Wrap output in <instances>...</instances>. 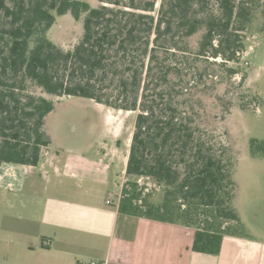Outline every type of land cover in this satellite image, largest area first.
Returning a JSON list of instances; mask_svg holds the SVG:
<instances>
[{
	"label": "trees",
	"instance_id": "obj_1",
	"mask_svg": "<svg viewBox=\"0 0 264 264\" xmlns=\"http://www.w3.org/2000/svg\"><path fill=\"white\" fill-rule=\"evenodd\" d=\"M95 1L0 0V166L40 163L55 97L135 111L120 211L193 227V250L217 254L241 222L235 160L216 125L231 90L219 86L238 72L230 63L262 0ZM66 15L82 20L70 49L49 37ZM249 149L264 158V140ZM140 177L164 188L160 203L143 199Z\"/></svg>",
	"mask_w": 264,
	"mask_h": 264
},
{
	"label": "crops",
	"instance_id": "obj_2",
	"mask_svg": "<svg viewBox=\"0 0 264 264\" xmlns=\"http://www.w3.org/2000/svg\"><path fill=\"white\" fill-rule=\"evenodd\" d=\"M50 135L53 142L37 166H0V189L27 187L36 194L20 202V213L8 223L0 216V264H78L87 259L108 264H264V233L225 235L219 253H203L193 250L195 228L121 212V200L114 197L107 203L116 187L88 180L84 174L95 171L88 159L74 165L63 161L58 149H69L56 146ZM84 141L86 148L89 141ZM128 156L129 150L125 173ZM6 203V211L16 207L11 200ZM46 240L50 243L44 245Z\"/></svg>",
	"mask_w": 264,
	"mask_h": 264
},
{
	"label": "rangeland",
	"instance_id": "obj_3",
	"mask_svg": "<svg viewBox=\"0 0 264 264\" xmlns=\"http://www.w3.org/2000/svg\"><path fill=\"white\" fill-rule=\"evenodd\" d=\"M92 1L97 4V1ZM262 28L264 0L261 1V6L249 27L250 31L246 33V49L241 52L237 63H230L238 72L228 81L229 86H219L221 94L230 87L231 91L225 96L224 104L231 107V110L227 119L221 120V111L224 109L221 106L216 124L220 141L230 149L235 160V206L241 222L238 228L235 223L233 227L240 234L250 236H260L264 233V159L251 156L249 149L252 139L264 140V33L259 32ZM82 32V20L66 15L57 18L56 24L49 31V37L64 48L70 49L77 43ZM54 99L57 102L47 118V128L54 136L56 146H66L69 149H58L63 161H76L80 164L83 159H88L95 171L85 173L84 175L91 177L87 179L99 181L98 183L106 188L116 187V196L120 192L123 194L127 183L132 181L123 170L131 146L137 112L112 109L79 97ZM240 106L245 110H239ZM97 138L98 141L95 142ZM84 140L89 141L86 148L82 146L85 145ZM55 145L52 148L54 151L57 148ZM75 173L80 174L77 170ZM8 180L9 178L4 182ZM73 180L77 183L80 181L79 178ZM149 183L154 182L147 178L138 182L139 189L144 191L149 187ZM131 189L129 186V190ZM34 194L35 192L27 187L15 190L1 188L0 216L7 217L4 223H8L7 220L14 214L20 213V202L34 199ZM163 195L164 188L152 186L143 199L158 204ZM8 200L16 207L9 206L6 211ZM116 200L118 199L115 197ZM5 213L10 215L6 216Z\"/></svg>",
	"mask_w": 264,
	"mask_h": 264
},
{
	"label": "built area",
	"instance_id": "obj_4",
	"mask_svg": "<svg viewBox=\"0 0 264 264\" xmlns=\"http://www.w3.org/2000/svg\"><path fill=\"white\" fill-rule=\"evenodd\" d=\"M126 174V173H125ZM146 179V177H140L138 178V182H141L142 180ZM148 179V178H147ZM126 180V179H125ZM126 183V181H125ZM140 184V183H139ZM149 187L145 188V190L143 191V194H146V192L150 191L151 187L154 186V187H161L160 185L156 184V183H149L148 184ZM120 188V187H119ZM118 188V189H119ZM117 194V193H116ZM118 196L116 195H110L108 200H107V203H111L112 202V198L116 197L119 201L124 197V193L122 194L121 192L119 194H117ZM50 241L49 240H46L44 241V245H47L49 244ZM78 264H108L107 260H100V259H87V260H79L78 261Z\"/></svg>",
	"mask_w": 264,
	"mask_h": 264
}]
</instances>
